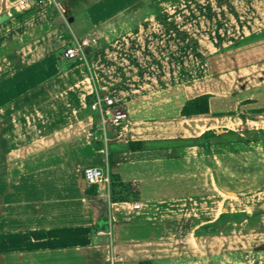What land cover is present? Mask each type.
Here are the masks:
<instances>
[{"label": "crops", "instance_id": "0c3cea01", "mask_svg": "<svg viewBox=\"0 0 264 264\" xmlns=\"http://www.w3.org/2000/svg\"><path fill=\"white\" fill-rule=\"evenodd\" d=\"M189 1L13 9L0 0V264H105L110 254L123 264H213L204 241L234 222L225 197L264 160V104L249 102L240 116L231 109L238 89L246 101L264 97V59L233 68L240 73L223 91L215 49L253 38L264 21L222 45L220 19ZM72 35L94 37L85 61L62 55ZM93 89L124 102L125 117L105 126L104 139H91ZM202 93L204 114H179ZM85 166L119 185L86 194Z\"/></svg>", "mask_w": 264, "mask_h": 264}, {"label": "rangeland", "instance_id": "374dc122", "mask_svg": "<svg viewBox=\"0 0 264 264\" xmlns=\"http://www.w3.org/2000/svg\"><path fill=\"white\" fill-rule=\"evenodd\" d=\"M186 4L190 8L204 10L206 15H212L214 12L215 19H220V32L217 38L220 39L222 45L228 43L237 34H241L238 33L241 27L264 21V0H190ZM142 9L145 8L142 7ZM146 11H141L142 16L146 14ZM204 21L207 43L212 36L211 31L214 24H212L211 16L204 17ZM231 25L232 29L229 28ZM215 28H218L217 24ZM215 50V54H219L218 62L216 61L218 64L215 66L222 72L221 80L225 82L221 90L226 91L230 87L229 78H232L235 73H240L233 68L243 66L250 61L264 59V31L254 34L249 40H237L232 47ZM208 55L211 59V54ZM228 69L232 70L227 71ZM257 88L264 89V83ZM237 92L241 100L231 108L237 116L242 115L245 104L249 102L257 106L264 104V97L254 96V101L251 102L244 98L245 90L238 89ZM227 104L229 103L226 100L225 106ZM220 107L223 106L220 105ZM256 168L258 174L252 179L245 181L244 177H236L238 182L236 196L225 197L227 202L224 204L232 206L230 217L231 221L234 218V222L221 225L219 232L216 231L214 236L204 241L205 261L213 264H264V195L254 190L264 188V160H257ZM221 215L220 220H223L227 214L222 213ZM210 251L214 254H209Z\"/></svg>", "mask_w": 264, "mask_h": 264}, {"label": "built area", "instance_id": "2783aa9c", "mask_svg": "<svg viewBox=\"0 0 264 264\" xmlns=\"http://www.w3.org/2000/svg\"><path fill=\"white\" fill-rule=\"evenodd\" d=\"M38 0H9L10 6L17 9L28 5V3L36 2ZM52 1L53 0H49ZM94 43V37L84 36L75 37L70 36L69 41L62 49V55L67 58L85 61L84 48ZM88 109L97 114V119L92 123L91 139L95 140L98 137L107 138L105 126L110 123H115L125 117V108L122 98L114 97L107 92H99L96 89L91 91V95L86 102ZM81 176L84 182L89 185H96L103 189L104 194H108L109 178L106 171L97 166H85L81 170ZM131 208L138 206L136 201L129 202ZM105 264H123L116 256L110 254Z\"/></svg>", "mask_w": 264, "mask_h": 264}, {"label": "trees", "instance_id": "16d2710c", "mask_svg": "<svg viewBox=\"0 0 264 264\" xmlns=\"http://www.w3.org/2000/svg\"><path fill=\"white\" fill-rule=\"evenodd\" d=\"M207 93H202L195 95L191 98L186 99L180 109L179 114L180 115H198V114H204L207 111ZM111 177V176H110ZM119 184H115L114 181L109 182L110 188L113 189V187L118 186ZM95 191L94 185H88L84 192L86 194H93ZM139 264H148V261H142Z\"/></svg>", "mask_w": 264, "mask_h": 264}, {"label": "water", "instance_id": "95a60500", "mask_svg": "<svg viewBox=\"0 0 264 264\" xmlns=\"http://www.w3.org/2000/svg\"><path fill=\"white\" fill-rule=\"evenodd\" d=\"M81 186H84V179L81 177L80 178Z\"/></svg>", "mask_w": 264, "mask_h": 264}]
</instances>
